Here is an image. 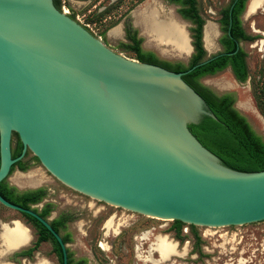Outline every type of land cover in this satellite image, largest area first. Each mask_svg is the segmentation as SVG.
Here are the masks:
<instances>
[{
	"label": "water",
	"instance_id": "95a60500",
	"mask_svg": "<svg viewBox=\"0 0 264 264\" xmlns=\"http://www.w3.org/2000/svg\"><path fill=\"white\" fill-rule=\"evenodd\" d=\"M222 55L175 73L114 52L53 0H0V182L29 151L69 188L152 219L264 222V171L223 166L188 129L216 117L183 76ZM0 205L38 221L67 264L49 220L1 196Z\"/></svg>",
	"mask_w": 264,
	"mask_h": 264
},
{
	"label": "rangeland",
	"instance_id": "374dc122",
	"mask_svg": "<svg viewBox=\"0 0 264 264\" xmlns=\"http://www.w3.org/2000/svg\"><path fill=\"white\" fill-rule=\"evenodd\" d=\"M196 1L206 25L210 24L214 29L208 47L204 46L207 56L214 55L221 51L217 20L228 0ZM249 2L242 16V28L246 34L258 36L253 42H240L246 54L249 77L238 83L229 70H224L199 79V83L217 95L232 94L236 111L264 141V5L255 13L248 14ZM62 7L68 10L66 15L74 16L75 21L86 26L107 47L126 58L136 60L132 52L120 46L126 43L123 25L130 23L142 39L143 51L152 52L160 61L188 66L192 47L190 53L182 54L172 45H160L143 33L140 23V15L155 7L161 11L160 18L169 14L175 17L189 37L191 24L181 20L177 7L173 5L160 0H60L63 13ZM23 161L28 163L29 169L24 173L15 169L8 183L20 191L45 188L48 192L46 201L54 205L48 220L61 212L72 215L73 220L67 224L66 230L71 241L66 246L75 261L85 259L86 264H264V222L221 228L194 226L201 239L200 246L196 248L189 225L185 224L183 228L182 234L186 238L181 243L169 230L173 221L152 219L85 196L54 178L29 151ZM30 176L35 181H31ZM32 208L40 209L41 204ZM111 218H114L113 223L106 229L105 224ZM13 221H19L28 229L30 243L24 245L19 240L17 248H12L10 242L1 238L2 225L12 228ZM163 237L176 247L175 255L168 259H161L155 249L157 240ZM35 239L34 229L16 211L1 207L0 264H60L50 242L41 244L28 259L14 255L31 247Z\"/></svg>",
	"mask_w": 264,
	"mask_h": 264
},
{
	"label": "trees",
	"instance_id": "16d2710c",
	"mask_svg": "<svg viewBox=\"0 0 264 264\" xmlns=\"http://www.w3.org/2000/svg\"><path fill=\"white\" fill-rule=\"evenodd\" d=\"M168 1L178 4L180 6L179 13L182 19L192 24L189 29L192 54L190 55L188 66L185 67L181 63L171 64L166 61H160L152 52L143 51L141 48L142 39L138 36V31L132 27L130 23L125 24L129 42L125 44L122 43L120 46L132 52L135 59L140 62L159 66L168 71L179 73L192 68L206 59L207 52L204 49L202 41L205 20L199 13L196 0ZM240 1V4L236 7L233 13L234 20L232 28L228 29L229 21L227 16L229 7L224 10L222 9L221 11L223 16L221 21L223 25L222 30L224 32L223 37L221 38V43L223 45V51L221 54L223 55L194 69L183 76V80L203 99L208 111L216 117V120H214L208 116H203L197 124L188 125L191 134L205 149L216 156L223 166L236 172L256 173L264 171V141L252 130L245 118L236 111L234 108L235 101L232 94L225 93L217 95L199 83V79L202 77L215 75L225 69L228 65L232 67L233 74L239 82H245L249 77L248 67L245 60L246 54L244 51L239 49L235 54H225L236 51V42L238 41L253 42L258 38V36L246 34L242 28L238 15H240L245 7V0ZM53 4L60 11V0H53ZM71 17L73 19L75 18L74 16ZM87 21H89V18ZM84 27L86 28V26ZM131 32H133V36H130ZM104 33L105 32H103V34ZM12 138L15 139L14 142L11 141L13 143L11 154L12 158H17L22 152V145L16 134H13ZM23 159L11 167L9 177L15 169L20 172H26L29 169L28 163H25ZM47 195L48 192L45 188L18 191V189L11 186L6 179L0 182V196L4 200L25 209H31L32 206L42 203L40 209L32 208V210L45 220H48L49 216L54 211V205L52 203L44 202ZM1 207L3 206L0 205V209ZM17 213L22 219H24L26 224H29L35 230L37 237L31 247L23 249L14 255L17 257L30 258L33 253L39 249L42 243L51 242L52 252L58 258L59 263L62 264V252L54 237L34 218L23 213ZM72 220L73 217L68 212H61L57 218L49 221V224L54 231L61 236L64 244L71 241L70 234L66 232V230L67 224ZM184 226L185 224L179 221H173L172 225L169 227V230L174 233V238L181 243L186 238V236L182 234ZM62 232H65V234H61ZM189 232L193 235L195 246L198 248L201 244V239L194 231V226L189 225ZM67 264H86V260L81 259L75 261L72 254L67 249Z\"/></svg>",
	"mask_w": 264,
	"mask_h": 264
},
{
	"label": "bare ground",
	"instance_id": "6f19581e",
	"mask_svg": "<svg viewBox=\"0 0 264 264\" xmlns=\"http://www.w3.org/2000/svg\"><path fill=\"white\" fill-rule=\"evenodd\" d=\"M263 5L264 0H251L248 7V14L255 13V11L260 9ZM160 15L161 11L155 7L143 12L140 15V23L142 25L143 33L160 45H172L182 54L190 53L191 48L189 46V37L183 26L170 14L166 18H160ZM213 36L214 29L212 25H205L203 40L206 47H208V44ZM262 45H264V43H262ZM30 179L31 181H35L33 176H30ZM113 220L114 218H111L106 222V229L111 227ZM1 238L10 242L12 248H17L16 244L19 240L23 241L24 245L28 244V242L30 243L31 240L28 229L18 221L14 223V227L12 228L5 224L2 225ZM101 246L104 248L103 244H101ZM175 248V244L169 241L166 237L159 238L155 246V249L159 253L161 259H168L169 257L175 255Z\"/></svg>",
	"mask_w": 264,
	"mask_h": 264
},
{
	"label": "flooded vegetation",
	"instance_id": "af4514ba",
	"mask_svg": "<svg viewBox=\"0 0 264 264\" xmlns=\"http://www.w3.org/2000/svg\"><path fill=\"white\" fill-rule=\"evenodd\" d=\"M160 1H162V2H164V3H168V4H170V5H173V6H175V7H177V10H176V12H177V14L179 15V17L182 19V17H181V15H180V13H179V8H180V6L178 5V4H176V3H171V2H169L168 0H160ZM249 0H245L244 1V4H245V7H244V9H243V11L240 13V15H238V19L241 21L242 20V16H243V14H244V12H245V10H247L246 9V5H247V2H248ZM240 0H228V4H227V6L225 7V8H223V10L224 9H226L227 7H229V11H228V16H227V19H228V21H229V26H228V29L229 28H232V24H233V20H234V18H233V13H234V11H235V9H236V7L240 4ZM250 2H251V0H250ZM250 2H249V4H250ZM249 4H248V6H249ZM221 11H222V9L220 10V12H219V18H218V20H217V28H218V31H219V38H218V44H219V46H220V48H221V51L219 52V53H216V54H221L222 53V51H223V45H222V43H221V38L223 37V34H224V32H223V30H222V27H223V25H222V23H221V21H222V19H223V16H222V14H221ZM182 20H184V19H182ZM184 21H186V20H184ZM186 22H188V21H186ZM190 23V22H189ZM191 24V23H190ZM206 24V23H205ZM204 24V25H205ZM191 26H192V24H191ZM132 27H133V25H132ZM191 28V27H190ZM123 35H124V41L126 42V43H128L129 42V39H128V36H127V30H126V26H125V24L123 25ZM130 36H133V32H131L130 33ZM139 36V35H138ZM137 36V37H138ZM137 39V38H136ZM189 39V38H188ZM240 42H244V41H238V42H236V44H237V47H236V51H234L232 54H235L239 49H241L242 50V48H241V46H240ZM189 46H190V44H189ZM204 46H205V44H204ZM141 48H142V44H141ZM190 48H191V46H190ZM205 49V48H204ZM243 51V50H242ZM226 55L227 54H229V53H225ZM231 54V55H232ZM207 57V56H206ZM245 60H246V58H245ZM224 70H229L230 72H231V74L233 75V77H234V79L238 82V83H243V82H239L236 78H235V75L233 74V71H232V67L231 66H227V67H225V69H223L222 71H224ZM221 72V71H220ZM207 76H212V75H207ZM205 77V76H204ZM203 78V77H202ZM18 191H20V190H18ZM46 201V199L44 200V202ZM46 202H48V201H46ZM38 205H40V204H38ZM41 207H42V203H41ZM52 214V213H51ZM59 214H57V215H55L52 219H49V221H51V220H53V219H55V218H57V216H58ZM35 231V230H34ZM36 233V232H35ZM37 237V236H36ZM35 241H36V239H35ZM34 241V242H35ZM44 243H46V242H44ZM51 243V242H50ZM43 244V243H42ZM52 244V243H51ZM32 246V245H31ZM26 249V248H25ZM55 255V254H54ZM56 256V255H55ZM20 258H24V259H28V257H20ZM57 260H58V258H57Z\"/></svg>",
	"mask_w": 264,
	"mask_h": 264
},
{
	"label": "built area",
	"instance_id": "2783aa9c",
	"mask_svg": "<svg viewBox=\"0 0 264 264\" xmlns=\"http://www.w3.org/2000/svg\"><path fill=\"white\" fill-rule=\"evenodd\" d=\"M62 10H63V13L64 14H67L68 13V10H66L64 7H62Z\"/></svg>",
	"mask_w": 264,
	"mask_h": 264
},
{
	"label": "crops",
	"instance_id": "0c3cea01",
	"mask_svg": "<svg viewBox=\"0 0 264 264\" xmlns=\"http://www.w3.org/2000/svg\"><path fill=\"white\" fill-rule=\"evenodd\" d=\"M20 172V171H19ZM22 173H24V172H22Z\"/></svg>",
	"mask_w": 264,
	"mask_h": 264
}]
</instances>
